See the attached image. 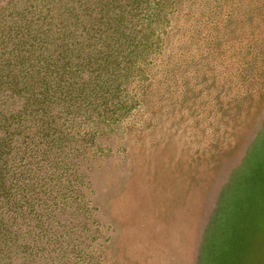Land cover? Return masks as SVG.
Here are the masks:
<instances>
[{
    "label": "rangeland",
    "instance_id": "374dc122",
    "mask_svg": "<svg viewBox=\"0 0 264 264\" xmlns=\"http://www.w3.org/2000/svg\"><path fill=\"white\" fill-rule=\"evenodd\" d=\"M129 33L102 93L0 119V264H264V0Z\"/></svg>",
    "mask_w": 264,
    "mask_h": 264
},
{
    "label": "trees",
    "instance_id": "16d2710c",
    "mask_svg": "<svg viewBox=\"0 0 264 264\" xmlns=\"http://www.w3.org/2000/svg\"><path fill=\"white\" fill-rule=\"evenodd\" d=\"M138 3L0 0V93L8 92L0 119L36 109L69 110L102 93L107 72L131 55L126 41Z\"/></svg>",
    "mask_w": 264,
    "mask_h": 264
},
{
    "label": "bare ground",
    "instance_id": "6f19581e",
    "mask_svg": "<svg viewBox=\"0 0 264 264\" xmlns=\"http://www.w3.org/2000/svg\"><path fill=\"white\" fill-rule=\"evenodd\" d=\"M193 214V213H192ZM174 239V238H173ZM175 250V249H174ZM141 252V251H140ZM176 255V254H175ZM178 257V256H177ZM159 263V262H158Z\"/></svg>",
    "mask_w": 264,
    "mask_h": 264
}]
</instances>
